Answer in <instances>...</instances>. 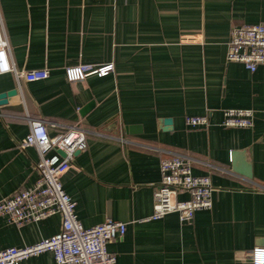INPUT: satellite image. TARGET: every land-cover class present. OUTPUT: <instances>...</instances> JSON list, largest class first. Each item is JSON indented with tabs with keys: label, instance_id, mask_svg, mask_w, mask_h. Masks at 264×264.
Listing matches in <instances>:
<instances>
[{
	"label": "crops",
	"instance_id": "obj_1",
	"mask_svg": "<svg viewBox=\"0 0 264 264\" xmlns=\"http://www.w3.org/2000/svg\"><path fill=\"white\" fill-rule=\"evenodd\" d=\"M0 16L17 69L48 70L0 74V92L16 89L0 103V198L38 177L36 148L20 145L28 118L45 119L51 135L77 124L87 144L60 179L84 226L126 222L107 242L114 264H252L251 249L264 246V64L251 71L225 54L233 25L264 23V0H0ZM79 63L113 70L68 80L65 67ZM225 107L252 108L253 125L223 126ZM203 113L207 126L186 123ZM233 150L251 176L232 169ZM172 153L213 185L211 206L190 221L150 217L160 159ZM61 223L59 213L22 225L0 215V249ZM18 264L60 263L43 250Z\"/></svg>",
	"mask_w": 264,
	"mask_h": 264
},
{
	"label": "built area",
	"instance_id": "obj_2",
	"mask_svg": "<svg viewBox=\"0 0 264 264\" xmlns=\"http://www.w3.org/2000/svg\"><path fill=\"white\" fill-rule=\"evenodd\" d=\"M225 57L228 61L243 63L251 71L258 64H264V23L233 25ZM112 70V63H79L66 66L65 75L72 81L92 73L104 75ZM5 72H12L16 77L24 75L30 80L48 75L47 69H17L10 57L9 43L0 16V74ZM222 114L220 124L223 126L253 125L254 110L250 107H225ZM185 120L191 126L209 124L208 113L187 115ZM86 144V129L80 125H66L63 130L51 135L45 119L28 118V131L20 145L36 148L38 159L34 166L38 177L32 185L0 198V215L11 223L22 225L59 213L62 223L61 228L50 236L22 246L11 245L0 249V264H18L21 259L43 250H50L55 261L60 264L115 263L116 256L107 249V242L124 234L126 222L107 217L99 223L84 226L77 218L75 200L64 190L60 179L61 174L70 167L73 153L85 148ZM160 174V180L152 190L151 218L177 212L180 221H190L197 209L211 206V179L208 174L193 173L191 157L182 153L162 157ZM183 191L188 193L187 197L178 198L177 193ZM250 259L252 264H264V246L253 247Z\"/></svg>",
	"mask_w": 264,
	"mask_h": 264
},
{
	"label": "water",
	"instance_id": "obj_3",
	"mask_svg": "<svg viewBox=\"0 0 264 264\" xmlns=\"http://www.w3.org/2000/svg\"><path fill=\"white\" fill-rule=\"evenodd\" d=\"M16 92L15 88L8 89L6 91L0 92V103H4L7 100V96L14 94ZM164 123H169L170 119L164 118ZM63 154V151H59ZM231 162H232V169L237 171L245 176H251L250 165L246 163L243 157V151L233 150L231 152Z\"/></svg>",
	"mask_w": 264,
	"mask_h": 264
}]
</instances>
